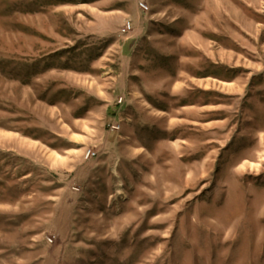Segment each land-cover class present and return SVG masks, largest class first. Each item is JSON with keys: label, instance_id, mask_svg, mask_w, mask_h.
<instances>
[{"label": "rangeland", "instance_id": "1", "mask_svg": "<svg viewBox=\"0 0 264 264\" xmlns=\"http://www.w3.org/2000/svg\"><path fill=\"white\" fill-rule=\"evenodd\" d=\"M0 264H264V0H0Z\"/></svg>", "mask_w": 264, "mask_h": 264}, {"label": "built area", "instance_id": "2", "mask_svg": "<svg viewBox=\"0 0 264 264\" xmlns=\"http://www.w3.org/2000/svg\"><path fill=\"white\" fill-rule=\"evenodd\" d=\"M141 6H142V8H144V9H148V7H147L146 4H142ZM130 28H131V24H128V29H130ZM120 103H123V99H122V98L120 99ZM112 128H113V129H118L119 127H117V126L114 125V126H112Z\"/></svg>", "mask_w": 264, "mask_h": 264}]
</instances>
